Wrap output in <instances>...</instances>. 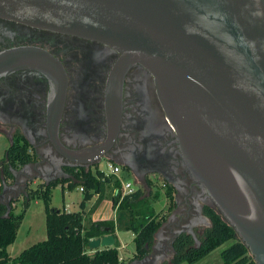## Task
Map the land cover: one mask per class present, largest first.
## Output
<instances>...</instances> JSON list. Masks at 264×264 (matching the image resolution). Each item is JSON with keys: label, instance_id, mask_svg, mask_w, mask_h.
I'll return each instance as SVG.
<instances>
[{"label": "water", "instance_id": "obj_1", "mask_svg": "<svg viewBox=\"0 0 264 264\" xmlns=\"http://www.w3.org/2000/svg\"><path fill=\"white\" fill-rule=\"evenodd\" d=\"M0 16L99 41L119 53L105 87L107 143L118 129L122 73L131 64L143 66L203 202L234 230L254 264H264V0H0ZM22 59L11 51L3 66L12 69ZM55 73L45 120L49 139L72 166L96 164V150H72L57 138L65 79ZM28 167L11 169L12 182L1 185L5 214L30 182L52 180L27 173L16 189ZM199 219L210 225L204 215ZM193 224L172 236L170 253L181 232L198 243ZM163 225L151 252L127 264H159L162 255L152 251L160 250ZM113 243L106 233L87 246Z\"/></svg>", "mask_w": 264, "mask_h": 264}, {"label": "flooded vegetation", "instance_id": "obj_2", "mask_svg": "<svg viewBox=\"0 0 264 264\" xmlns=\"http://www.w3.org/2000/svg\"><path fill=\"white\" fill-rule=\"evenodd\" d=\"M11 51L16 58L23 57V61L6 69L3 64ZM118 57L114 48L99 41L0 16V134L8 142L14 137L22 139L29 145L33 162L41 159L36 165L29 163L16 189L22 186L27 173L40 172L55 181L71 178V171L79 168H98L100 162L117 165L119 175L129 176L134 186L169 184L174 206L162 222L161 234L166 238L161 239L159 252L152 251L168 258L172 254L169 243L176 231L186 230L185 225L191 222L193 226L202 224L199 214L206 205L204 193L192 183L182 165L174 132L157 100L152 76L138 63L122 73L118 129L107 143L105 87ZM58 70L65 79V88L57 138L72 150H96L98 161L88 167L72 166L55 149L47 134L46 111ZM46 168H49L47 173ZM205 228L194 229L197 241ZM193 242L198 246L199 241Z\"/></svg>", "mask_w": 264, "mask_h": 264}, {"label": "trees", "instance_id": "obj_3", "mask_svg": "<svg viewBox=\"0 0 264 264\" xmlns=\"http://www.w3.org/2000/svg\"><path fill=\"white\" fill-rule=\"evenodd\" d=\"M28 148L25 141L14 137L4 150L0 157V192L2 183L12 182L11 169H18L34 161ZM71 175V178L50 181L47 184L36 182L34 188L27 187L21 196V209L18 212H14L11 205L17 199L10 201L7 214L5 205L0 204V264H120L123 261L118 260L116 239L111 246L95 249L87 246L89 239L106 233L113 234L114 229L133 233V255L129 261L141 259L150 252L153 235L162 223V217L157 215L150 202V197H156V194L152 195L150 192L149 183L143 190L138 188L131 193L121 194L119 182L116 179L111 181L112 176H105L97 167L93 170L79 168L71 171ZM57 184H65L67 189L82 187L78 210L65 211L49 206L50 191ZM107 184H111V188L116 190L107 198L114 210V219L91 221L85 218L84 203L95 196L88 209L90 213L105 198ZM163 188L168 207L174 206L172 187L165 183ZM34 197L43 204L45 238L29 245L17 256L9 257L6 248L14 241L24 212ZM202 214L209 220L210 225L197 237L198 246L194 245L189 234L181 232L171 242L173 253L168 263L161 264H180L184 261L193 264L226 242L229 243L219 251L220 264H254L234 230L214 209L203 205ZM105 227L109 228L107 232L103 230Z\"/></svg>", "mask_w": 264, "mask_h": 264}, {"label": "rangeland", "instance_id": "obj_4", "mask_svg": "<svg viewBox=\"0 0 264 264\" xmlns=\"http://www.w3.org/2000/svg\"><path fill=\"white\" fill-rule=\"evenodd\" d=\"M98 169L102 170L104 173H107L106 163L100 162L98 164ZM122 178L123 180H130L132 182L129 176H122ZM110 179L112 181L113 177H111ZM35 185L36 183L35 184L29 183L28 187L34 188ZM138 188L142 190L144 189V187H141L139 185L135 186V189ZM150 192L152 193V195L156 194V197H150V202L152 203L154 210L157 212V215L161 216L162 222H164L168 218V215L172 212L173 206L168 207V199L164 196L163 186H159V187L150 186ZM104 194H105V198H108L109 195H112L111 184L105 185ZM81 197L82 194L79 191L78 186H74L72 189H67L66 187H63L62 189L61 185L57 184L50 191L49 204L50 206L55 207L57 209H62L63 204L67 203L69 204L70 209H77L78 202L80 201ZM20 203H21V197L18 198L16 201L17 209H15L14 212H18L21 209ZM203 226L205 227L203 223L201 225H195L193 226V230L200 229ZM117 236L121 244H124L125 246L124 250L119 251L120 253L122 252L127 253L130 250H133V243H132L133 233L131 231L122 230L118 233ZM44 237H45V231H44V223H43V204L40 199L34 197L29 202L27 210L21 220V225L17 230V237L13 245L9 247L8 252L10 255H16V253L20 249H22V247H27L34 242L44 239ZM161 237L162 239L166 238V235L161 234ZM228 243L229 242L221 244L220 246L216 247L215 249L210 251L208 254H206L204 257H202L193 264H220L219 251L223 247H225ZM163 253H166V251H163ZM157 254L159 253H156V255ZM170 257L171 254H169L168 258H166V256H163L161 261H159V264L168 263ZM180 264H188V263L184 261L181 262Z\"/></svg>", "mask_w": 264, "mask_h": 264}, {"label": "crops", "instance_id": "obj_5", "mask_svg": "<svg viewBox=\"0 0 264 264\" xmlns=\"http://www.w3.org/2000/svg\"><path fill=\"white\" fill-rule=\"evenodd\" d=\"M8 145H9L8 140H7L2 134H0V157L2 156L4 150L7 148ZM36 182H39V181L35 180L34 182H31V183H32V184H35ZM63 187H65V184L61 185V188H62V189H63ZM78 187H79V186H78ZM51 190H52V189H51ZM80 192H81V191H80ZM19 198H20V197H19ZM94 199H95V196H93L90 200H88V201H86V202L84 203L83 212H84V216H85V218H89L91 221L113 220V219H114V210H113L112 207H111V202H110V200L107 199V198H103V199H102V200L96 205V207H95L90 213H88V209H89V207L91 206V204L93 203ZM80 200H81V199H80ZM49 201H50V200H49ZM78 203H79V202H78ZM11 205H12L13 211H15V209H17L16 202H15V203H12ZM15 206H16V208H15ZM49 206H50V204H49ZM50 207H52V206H50ZM62 209L66 210V211H76V210H78L79 208H77V209H70L69 204L64 203ZM26 210H27V208H26ZM26 210H25V212H26ZM25 212H24V214H25ZM23 216H24V215H23ZM22 218H23V217H22ZM21 220H22V219H21ZM43 223H44V211H43ZM20 225H21V221H20V224H19L17 230L19 229ZM17 230H16V236H15V239H16V237H17ZM44 231H45V230H44ZM120 231H122V230L114 229V232H113V234H114V239H116V240H117V243H118V246H117L118 260L123 261V263H120V264H127L128 262L131 261V260L129 261V259H130L131 256L133 255V250H130V251L127 252V253H124V252L120 253V252H119L120 250H124V249H125L124 244H121V242H120V240L118 239V236H117L118 233H119ZM26 235H27V232H26ZM44 238H45V237H44ZM15 239H14V241H15ZM42 240H43V239H42ZM14 241H13L10 245H8L7 248H6V252H7V254H8L9 257H15V256H17V255L20 253V251H22L23 249H25V248L28 247V246H27V247H22V249H20V250L16 253V255H10L9 252H8V249H9L10 246L13 245ZM40 241H41V240H40ZM37 242H38V241H37ZM34 243H35V242H34ZM32 244H33V243H32ZM30 245H31V244H30Z\"/></svg>", "mask_w": 264, "mask_h": 264}, {"label": "built area", "instance_id": "obj_6", "mask_svg": "<svg viewBox=\"0 0 264 264\" xmlns=\"http://www.w3.org/2000/svg\"><path fill=\"white\" fill-rule=\"evenodd\" d=\"M107 173L103 174L105 176H112L113 179H116L120 184L121 194L131 193L135 190V186L130 180H123L122 176L119 175V168L117 165L106 164ZM100 170V169H99ZM79 191H82V187H78ZM116 192L115 188L112 189V195ZM66 211V210H65Z\"/></svg>", "mask_w": 264, "mask_h": 264}]
</instances>
